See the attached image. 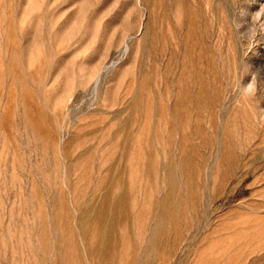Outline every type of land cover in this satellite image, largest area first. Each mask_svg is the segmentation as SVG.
Segmentation results:
<instances>
[{"label":"rangeland","instance_id":"1","mask_svg":"<svg viewBox=\"0 0 264 264\" xmlns=\"http://www.w3.org/2000/svg\"><path fill=\"white\" fill-rule=\"evenodd\" d=\"M0 264H264V0H0Z\"/></svg>","mask_w":264,"mask_h":264}]
</instances>
